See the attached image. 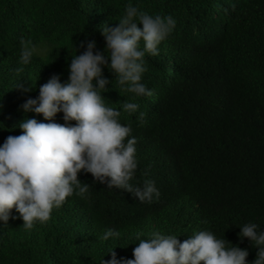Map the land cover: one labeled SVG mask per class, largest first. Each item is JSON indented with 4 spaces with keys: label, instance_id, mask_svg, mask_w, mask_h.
Instances as JSON below:
<instances>
[{
    "label": "trees",
    "instance_id": "1",
    "mask_svg": "<svg viewBox=\"0 0 264 264\" xmlns=\"http://www.w3.org/2000/svg\"><path fill=\"white\" fill-rule=\"evenodd\" d=\"M129 3L176 20L159 55L145 54L142 82L152 96L136 97L103 66L112 81L104 102L121 109L136 137L132 182L151 179L160 195L141 202L81 171L88 193L68 197L45 224L25 230L15 208L17 218L0 221V264H100L114 247L118 258H134L137 234L154 231L183 242L210 230L247 248L249 262L256 258L257 248L238 233L247 222L264 229V0H0V144L21 134L25 118L44 120L21 105L53 74L68 80L72 56L85 50L81 41L94 39V52H103L102 28L117 26ZM21 37L37 46L27 65ZM20 81L32 90L15 88ZM125 101L138 110L124 111ZM54 119L76 123L62 112ZM109 228L120 236L103 239Z\"/></svg>",
    "mask_w": 264,
    "mask_h": 264
},
{
    "label": "clouds",
    "instance_id": "2",
    "mask_svg": "<svg viewBox=\"0 0 264 264\" xmlns=\"http://www.w3.org/2000/svg\"><path fill=\"white\" fill-rule=\"evenodd\" d=\"M142 22L141 28L139 23ZM173 16H153L129 3L117 26H104V51L95 50L94 39L80 42L85 50L75 54L69 65V77L61 82L59 74L40 85L36 97H28L21 105L24 112L42 114L44 120L25 118L19 124V135H8L0 144V221L7 224L15 208L23 220V228L32 230L37 223L45 224L54 208L61 207L74 193L84 196L90 184L78 178L81 171L91 173L94 181L109 189L127 191L141 202H151L160 195L155 181L145 179L134 184L138 168L136 137L132 125L122 123L121 109L109 107L102 92L110 80L103 75L107 66L121 87L136 97L152 96L142 82L146 71L145 54L159 55V45L174 30ZM20 61L30 64L37 53L31 40L21 37ZM143 41V48L140 43ZM107 50V54H106ZM22 71V69H18ZM15 88L24 92L31 85L20 81ZM124 111L134 113L139 105L134 101L122 104ZM58 112L66 122L55 121ZM144 112H139L143 122ZM145 175H147L145 173ZM240 226L238 235L247 237L257 248L256 258L249 262L247 248H241L224 236L210 230H199L181 242L178 235L151 233L140 238L133 248L134 258L117 257L114 248L110 259L100 264H264V229L255 222ZM113 228L105 231L103 239L118 238Z\"/></svg>",
    "mask_w": 264,
    "mask_h": 264
}]
</instances>
